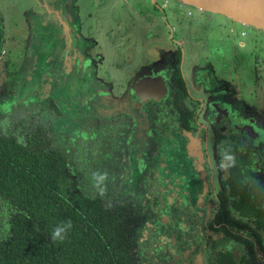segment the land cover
Listing matches in <instances>:
<instances>
[{
	"label": "flooded vegetation",
	"instance_id": "af4514ba",
	"mask_svg": "<svg viewBox=\"0 0 264 264\" xmlns=\"http://www.w3.org/2000/svg\"><path fill=\"white\" fill-rule=\"evenodd\" d=\"M94 1H57L66 9L70 6L64 18L79 43V49L71 53L68 37L64 39L63 56L75 63L70 70L75 75L70 100L79 104L92 93L84 101L86 110L71 113L62 108L55 84L40 104L43 114L52 109L46 116L56 131L61 130L63 115L78 122L67 138L75 141L72 149L79 157V169L73 167L77 179L68 165L71 150L53 146L38 131L23 136L29 125L20 129L21 135L8 134L60 152L63 173L79 194L99 198L107 207L128 204L137 210L139 264H195L197 260L201 264H264V119L252 108L242 109L235 85L225 79L244 67L242 48L247 43L236 40L235 44L228 33L218 39L205 36L214 34L221 22L206 23L201 35L196 32L191 37L190 25L178 17L176 38L170 40L159 32L161 23L149 16L158 9L156 0H141L149 5L137 6L144 21L137 46L142 54L149 51L153 56L145 54L146 63L126 77L121 73L123 63L120 67L102 52V44L110 46L115 41L114 30H100L97 38L96 32L83 28L91 20L88 5ZM177 3L172 15L195 8ZM50 4L47 1L41 20L48 42L53 40L49 16L53 13L60 20L61 14L51 10ZM65 20L55 22L62 32ZM228 31L233 35L232 29ZM91 55V59L85 57ZM250 57L253 66H264V58L260 62L252 50L245 55L246 60ZM119 58L128 57L122 53ZM77 78L81 79L78 85ZM116 93L125 96L112 99ZM30 103L19 109L23 124L33 116ZM85 118L95 122L84 124ZM119 120L122 123L115 125ZM224 148H231L235 155V166L228 170L220 167ZM94 173H106V179L98 183Z\"/></svg>",
	"mask_w": 264,
	"mask_h": 264
},
{
	"label": "rangeland",
	"instance_id": "374dc122",
	"mask_svg": "<svg viewBox=\"0 0 264 264\" xmlns=\"http://www.w3.org/2000/svg\"><path fill=\"white\" fill-rule=\"evenodd\" d=\"M47 1H51L49 5L51 10L61 12L59 14L60 20L53 13V15L49 16L50 21H52L51 37L53 39L50 42L45 39L44 32L45 34H48V32L44 29L42 22V14ZM57 1L0 0V133L21 135L20 129L24 125H29L23 131V136L26 134L32 136L38 131L42 138L50 139L53 146L59 147L62 145L71 150L68 165L72 168L73 178L77 179V174L73 167L75 166L77 170L79 169L77 163L79 157H75L72 149L75 141H70L67 138L71 135L70 133H72L78 122L74 118L63 115L61 118L64 117V119L59 120L61 130L56 131L50 126L51 121L46 116L47 112L52 113V109L47 108V112L45 110L44 114L43 110L40 109L41 101L52 92L53 84L57 87V101L62 108L71 113L84 112L86 110L84 101L92 94L88 93V96L82 97V101L79 104H74L70 100L69 91L74 88L71 86H73L75 78L74 73L71 74L70 70H72L71 67L75 63L69 62V57L65 60L63 56L64 39L68 37L69 45L67 47H69V52L71 51V53L75 48L79 49V43L73 40V29L70 27L69 21L67 22L64 18L68 14L67 10L71 9L70 6L66 9L65 5H59L60 3ZM140 1L95 0L88 5V7L90 6L89 11L92 13L91 20L86 21L85 26H83L88 33L96 32L94 35L97 38L100 30H114L115 41L110 46L102 44V52H104L107 60H116L120 67H122L123 63L124 69L121 70V73L126 77H129L134 72V69L141 66V63H146L149 58L145 54L153 56L152 52L149 51L142 54V50L137 46L139 37H143L141 23L144 22L137 14V6L149 5L148 1L144 2V4H141ZM176 1L185 4L181 0H156L159 10L155 9L154 16L147 13L161 23L162 27L159 32L163 34V37H168L170 40L175 39L177 31L175 18L178 17L182 23L190 25L191 28L187 32L191 37L198 35L195 34L196 32L201 35V28L203 29L206 23L218 25L221 22L214 34L210 35L206 32L205 36L218 39L221 35L228 33L233 37L235 44H237L236 40L246 42V46L242 48L244 56L241 60L244 67H241V71L237 70L235 72L234 70L232 76L229 79L225 77V79L231 81L233 86L235 85L233 89L237 92L238 101H242V109L252 108V112H257L264 119V66L260 64L253 66V59L250 57V59L246 60L245 58V55L252 50L259 58V61H262L264 58V33L252 26L234 22L230 18L227 19V17L218 13L213 14L209 11L191 7H187L180 14L172 15V9L175 6H179ZM77 2L79 3L81 0H77ZM77 2H74L73 5ZM69 4L71 5L72 3ZM83 11H87V9H83ZM148 12L150 11L148 10ZM64 20L66 22H63L64 28L62 29H64V32H62L57 26L58 23L55 22ZM226 22H229V24H226ZM228 29L233 30V35L229 33ZM241 31H245L246 35L242 36ZM59 38L62 40H59ZM114 45L117 47L115 48ZM122 53L127 55L128 58H125L126 60L119 58ZM85 57H90L91 59L93 55ZM82 64L83 61L80 62V65ZM98 78L101 79L100 77ZM76 82L78 85L81 79L78 80L77 78ZM108 89L107 91H114L113 89ZM123 95L125 96V94L119 95L116 93V95L113 94L111 97L112 99L124 98ZM237 95L235 99H237ZM76 96H79L78 91H76ZM28 100L32 101L29 108L32 109L33 116L23 124L20 119L23 115L19 112V109L28 107ZM239 106L237 104V107ZM64 121L68 122L65 126L62 124ZM94 122V120L85 118L83 123L91 124ZM121 123L122 121L119 120L115 125H120ZM85 188L86 185L83 186L82 190ZM104 192H106L105 189L100 191L102 194ZM114 192L120 193L121 191ZM114 197H117V195ZM7 215V210L0 204V233L6 230L5 219Z\"/></svg>",
	"mask_w": 264,
	"mask_h": 264
},
{
	"label": "trees",
	"instance_id": "16d2710c",
	"mask_svg": "<svg viewBox=\"0 0 264 264\" xmlns=\"http://www.w3.org/2000/svg\"><path fill=\"white\" fill-rule=\"evenodd\" d=\"M62 162L41 142L0 133V204L8 214L0 264H139V212L74 191ZM67 220L66 239L53 242L52 230Z\"/></svg>",
	"mask_w": 264,
	"mask_h": 264
},
{
	"label": "water",
	"instance_id": "95a60500",
	"mask_svg": "<svg viewBox=\"0 0 264 264\" xmlns=\"http://www.w3.org/2000/svg\"><path fill=\"white\" fill-rule=\"evenodd\" d=\"M199 10L218 13L234 22L249 25L264 33V0H181ZM195 264H201L197 260Z\"/></svg>",
	"mask_w": 264,
	"mask_h": 264
},
{
	"label": "clouds",
	"instance_id": "9594fccd",
	"mask_svg": "<svg viewBox=\"0 0 264 264\" xmlns=\"http://www.w3.org/2000/svg\"><path fill=\"white\" fill-rule=\"evenodd\" d=\"M235 155L232 152L231 148H224L221 151V162L220 167L223 170H228L231 167L235 166ZM107 174H93V179L98 183L103 182L106 179ZM73 225L71 220H67L57 225L51 233V239L53 242L64 241L67 237L68 232L72 229Z\"/></svg>",
	"mask_w": 264,
	"mask_h": 264
},
{
	"label": "built area",
	"instance_id": "2783aa9c",
	"mask_svg": "<svg viewBox=\"0 0 264 264\" xmlns=\"http://www.w3.org/2000/svg\"><path fill=\"white\" fill-rule=\"evenodd\" d=\"M243 34V33H242Z\"/></svg>",
	"mask_w": 264,
	"mask_h": 264
}]
</instances>
